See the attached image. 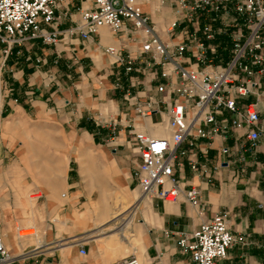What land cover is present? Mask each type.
I'll return each mask as SVG.
<instances>
[{
  "label": "crops",
  "instance_id": "0c3cea01",
  "mask_svg": "<svg viewBox=\"0 0 264 264\" xmlns=\"http://www.w3.org/2000/svg\"><path fill=\"white\" fill-rule=\"evenodd\" d=\"M86 2L61 0L52 25L63 36L54 45L26 42L20 54L8 56L2 71L3 83L12 87L17 101L0 99V117L18 113L52 122L67 141L53 139L51 128H15L18 136L31 135L19 150L30 188L42 193L36 207L41 220L31 236L17 238V209L0 207V235L11 256L0 264H115L129 253L139 264H192L177 245V235L217 210L226 211L228 229L241 236L217 264H264V100L253 142L228 129L225 136L193 138L189 149L180 143L186 150L177 157L174 174L183 186L198 188L200 214L182 197L164 201L138 194L130 177L137 154L125 143L126 133L118 134L121 142L108 144L107 129L92 118L96 110L120 106L118 96H112L102 52L114 36L105 27L90 38L64 32ZM138 2L158 25L171 16V7L159 0ZM127 46L133 48L131 42ZM12 135L10 128L0 127V162L6 156L12 160ZM222 145L226 152L219 150ZM192 161L204 163L206 173L190 168ZM80 245L84 254L77 251Z\"/></svg>",
  "mask_w": 264,
  "mask_h": 264
},
{
  "label": "built area",
  "instance_id": "2783aa9c",
  "mask_svg": "<svg viewBox=\"0 0 264 264\" xmlns=\"http://www.w3.org/2000/svg\"><path fill=\"white\" fill-rule=\"evenodd\" d=\"M60 1L0 0V99L17 101L12 87L3 83L8 56L20 54L28 41L54 45L63 36L52 25ZM159 2L172 10L161 25L138 0H87L64 32L90 38L105 27L113 34L102 52L105 75L120 106L96 110L92 118L107 129L108 144L121 142L118 134L126 133L125 143L137 154L130 177L138 194L164 201L182 197L200 214L198 188L183 186L174 174L177 157L186 150L180 143L189 149L193 138L225 136L228 129L250 142L257 138L264 100V0ZM219 150L226 152L228 147ZM189 166L206 173L204 163L192 161ZM40 193L38 187L30 188L29 200L35 201ZM27 234L16 231L17 237ZM236 239L241 236L228 229L226 211L217 210L191 231L179 232L176 243L192 264H217ZM77 251L84 254L85 248L80 245ZM10 257L0 235V262ZM115 264L139 261L129 253Z\"/></svg>",
  "mask_w": 264,
  "mask_h": 264
},
{
  "label": "rangeland",
  "instance_id": "374dc122",
  "mask_svg": "<svg viewBox=\"0 0 264 264\" xmlns=\"http://www.w3.org/2000/svg\"><path fill=\"white\" fill-rule=\"evenodd\" d=\"M70 11H73V7L70 8ZM110 90L112 91L113 97L118 96L115 90L112 88H110ZM0 127L11 129L13 134L12 138L15 140L14 146L16 148L15 152L10 154L12 156L11 162L8 161V158H10L8 156L3 157V160L0 162V207H8L11 205L17 209L18 214L16 215V219L13 221L15 228L16 226H20L21 228L19 229L31 231L26 236L23 235L20 237L24 238L31 236L34 232H36V226L39 225L41 220V215L39 211H37L36 207L37 203L42 198V193H40V196L37 198L35 203L28 198V191L32 186V183L28 182V176L25 174V160L23 156L24 152H20L19 149L22 147L20 144L23 143V140L30 138L31 135L29 136L24 134L18 136L16 131L18 132L20 129L22 130L31 127H39L42 129L51 128V136L53 139H57L59 141H67V139L63 134H59V132L55 129L56 127L54 123L42 122L37 119L27 118L25 116H20L18 113H11L8 115L2 113L0 117ZM21 153L22 155H20ZM35 184L40 186L39 183ZM135 191L136 190H134V193ZM16 231L17 229L14 230L15 237H17Z\"/></svg>",
  "mask_w": 264,
  "mask_h": 264
},
{
  "label": "bare ground",
  "instance_id": "6f19581e",
  "mask_svg": "<svg viewBox=\"0 0 264 264\" xmlns=\"http://www.w3.org/2000/svg\"><path fill=\"white\" fill-rule=\"evenodd\" d=\"M161 132V131H160ZM20 234V232H18ZM26 236V235H25Z\"/></svg>",
  "mask_w": 264,
  "mask_h": 264
}]
</instances>
